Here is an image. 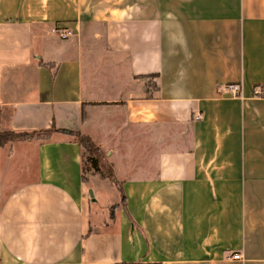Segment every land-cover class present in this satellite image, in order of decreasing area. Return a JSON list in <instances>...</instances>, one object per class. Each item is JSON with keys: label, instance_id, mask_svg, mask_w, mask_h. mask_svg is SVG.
<instances>
[{"label": "crops", "instance_id": "1", "mask_svg": "<svg viewBox=\"0 0 264 264\" xmlns=\"http://www.w3.org/2000/svg\"><path fill=\"white\" fill-rule=\"evenodd\" d=\"M51 128L111 176L1 146L0 264H264V0H0V132Z\"/></svg>", "mask_w": 264, "mask_h": 264}, {"label": "trees", "instance_id": "2", "mask_svg": "<svg viewBox=\"0 0 264 264\" xmlns=\"http://www.w3.org/2000/svg\"><path fill=\"white\" fill-rule=\"evenodd\" d=\"M53 131L59 132H68L73 134L75 138L81 144L83 149V159H82V171H83V179H85L84 175V158L88 164V168H92L95 172L100 173V154H102L99 147L91 140V138L87 135H78L77 133H73L71 131H67L64 129H43V130H32V131H1L0 132V147L6 145L7 143L16 141V140H27V139H37V140H48L51 137ZM87 154V157L84 155ZM110 168V166H109ZM109 175L111 176V168L109 169Z\"/></svg>", "mask_w": 264, "mask_h": 264}, {"label": "rangeland", "instance_id": "3", "mask_svg": "<svg viewBox=\"0 0 264 264\" xmlns=\"http://www.w3.org/2000/svg\"><path fill=\"white\" fill-rule=\"evenodd\" d=\"M84 157H87V154L84 155ZM100 158V173H97L95 172L92 168H88V164L84 158V175H85V179L87 180L88 179V175L90 174H94V173H97L99 174V176L101 177H110L109 175V163L106 161L105 157H104V154H100L99 156ZM105 192L103 193V195H96L93 193V197L97 198L98 202L100 203V206L98 209H103L104 205L107 204V203H112L116 200L119 199V195L118 193L114 190V188L112 187H107L105 188L104 190Z\"/></svg>", "mask_w": 264, "mask_h": 264}, {"label": "built area", "instance_id": "4", "mask_svg": "<svg viewBox=\"0 0 264 264\" xmlns=\"http://www.w3.org/2000/svg\"><path fill=\"white\" fill-rule=\"evenodd\" d=\"M52 31L54 33H56L59 37H62V38H65V37H67L69 35V31H67L65 29L64 30H59L57 28H54V29H52ZM226 89L230 90L233 95H238L239 85L236 84V83H232V84L227 85ZM255 92L256 93H258V92L261 93L262 89L260 87H256ZM195 117H196V119H198L200 117V115H196ZM232 258L241 259L242 256H241V254L236 253V254L232 255Z\"/></svg>", "mask_w": 264, "mask_h": 264}, {"label": "water", "instance_id": "5", "mask_svg": "<svg viewBox=\"0 0 264 264\" xmlns=\"http://www.w3.org/2000/svg\"><path fill=\"white\" fill-rule=\"evenodd\" d=\"M89 197H91L94 200L93 192L91 189L88 190Z\"/></svg>", "mask_w": 264, "mask_h": 264}]
</instances>
